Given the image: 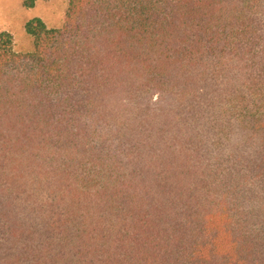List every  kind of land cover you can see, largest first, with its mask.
Listing matches in <instances>:
<instances>
[{
    "label": "trees",
    "instance_id": "16d2710c",
    "mask_svg": "<svg viewBox=\"0 0 264 264\" xmlns=\"http://www.w3.org/2000/svg\"><path fill=\"white\" fill-rule=\"evenodd\" d=\"M25 30L0 31V264H264V0Z\"/></svg>",
    "mask_w": 264,
    "mask_h": 264
},
{
    "label": "rangeland",
    "instance_id": "374dc122",
    "mask_svg": "<svg viewBox=\"0 0 264 264\" xmlns=\"http://www.w3.org/2000/svg\"><path fill=\"white\" fill-rule=\"evenodd\" d=\"M26 0H0V31L13 34V47L18 52L33 50V38L25 30V23L41 17L49 27H60L66 17L68 0H35L33 6Z\"/></svg>",
    "mask_w": 264,
    "mask_h": 264
}]
</instances>
